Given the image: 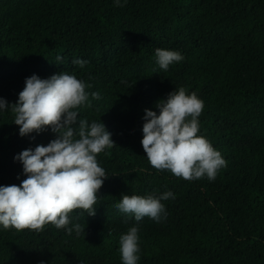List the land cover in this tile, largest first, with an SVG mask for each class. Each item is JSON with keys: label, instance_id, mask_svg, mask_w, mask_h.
Masks as SVG:
<instances>
[{"label": "trees", "instance_id": "trees-1", "mask_svg": "<svg viewBox=\"0 0 264 264\" xmlns=\"http://www.w3.org/2000/svg\"><path fill=\"white\" fill-rule=\"evenodd\" d=\"M0 0V98L16 103L25 80L65 72L91 87L78 119L102 122L114 147L97 156L107 179L95 215L69 227L0 226V264H122L119 240L138 227L137 264H264V0ZM184 59L167 71L155 50ZM60 57V60H57ZM84 60V68L73 63ZM184 87L204 102V136L226 161L215 180L186 181L149 164L140 141L145 109ZM91 93H99L93 99ZM50 129L21 137L0 111V186L26 176L14 160L47 146ZM172 192L159 222L122 214L123 195Z\"/></svg>", "mask_w": 264, "mask_h": 264}, {"label": "clouds", "instance_id": "clouds-1", "mask_svg": "<svg viewBox=\"0 0 264 264\" xmlns=\"http://www.w3.org/2000/svg\"><path fill=\"white\" fill-rule=\"evenodd\" d=\"M115 3L121 6L120 0ZM155 57L159 68L165 71L184 59L178 51L159 48ZM73 63L84 68L87 61L77 59ZM89 87L65 72L48 79L32 75L25 80L16 103L9 105L0 98V111L10 108L21 137L46 129L56 137L47 146L37 145L34 150H24L14 157L22 164L26 179L18 186H0V226L5 230L40 232L52 225L66 229L68 234H84L85 224L69 227L70 214L83 210L88 216L95 215L97 193L108 177L97 156L116 146L102 122L89 124L86 119H78V109L89 101ZM91 96L99 99V93ZM156 108L159 115L145 109L140 141L151 167L186 181L204 177L215 180L226 161L198 134L204 102L195 92L188 94L180 87L157 102ZM169 198H175L170 191L159 197L123 195L115 207L126 216H134L137 222L144 217L159 222L162 215L166 218L161 201ZM138 231L133 226L120 237L122 264H137L139 260Z\"/></svg>", "mask_w": 264, "mask_h": 264}, {"label": "rangeland", "instance_id": "rangeland-1", "mask_svg": "<svg viewBox=\"0 0 264 264\" xmlns=\"http://www.w3.org/2000/svg\"><path fill=\"white\" fill-rule=\"evenodd\" d=\"M159 194H160V190H155L152 192V195L156 197H159ZM161 220L164 221V219H161Z\"/></svg>", "mask_w": 264, "mask_h": 264}]
</instances>
